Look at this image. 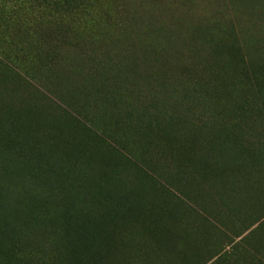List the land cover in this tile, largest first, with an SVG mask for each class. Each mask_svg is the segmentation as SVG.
<instances>
[{"label": "rangeland", "instance_id": "1", "mask_svg": "<svg viewBox=\"0 0 264 264\" xmlns=\"http://www.w3.org/2000/svg\"><path fill=\"white\" fill-rule=\"evenodd\" d=\"M0 264H264V0H0Z\"/></svg>", "mask_w": 264, "mask_h": 264}]
</instances>
